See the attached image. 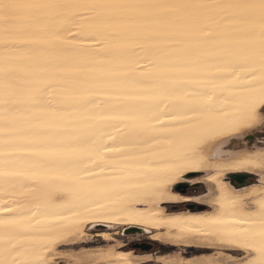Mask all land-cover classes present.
Returning <instances> with one entry per match:
<instances>
[{
    "label": "bare ground",
    "instance_id": "6f19581e",
    "mask_svg": "<svg viewBox=\"0 0 264 264\" xmlns=\"http://www.w3.org/2000/svg\"><path fill=\"white\" fill-rule=\"evenodd\" d=\"M263 105L264 0H0V264H56L96 224L264 264V148L241 138ZM188 171L207 192L173 190ZM186 200L210 209L165 206Z\"/></svg>",
    "mask_w": 264,
    "mask_h": 264
},
{
    "label": "rangeland",
    "instance_id": "374dc122",
    "mask_svg": "<svg viewBox=\"0 0 264 264\" xmlns=\"http://www.w3.org/2000/svg\"><path fill=\"white\" fill-rule=\"evenodd\" d=\"M241 132H243L241 138L247 143L248 150L264 148V105L258 109L255 117L241 129ZM238 172L246 171L228 172L225 175V179L235 184L236 187L243 184L233 178ZM207 174L206 171H188L183 179L177 182L188 184L186 192L177 191L174 187L173 190L187 196L203 195L208 190L205 182ZM259 178L260 174L254 172L247 180L258 182ZM168 204L183 205L181 210H191L198 206L203 208L202 210L210 209L209 205L196 200L165 203L167 210ZM190 205H194V208H190ZM138 243H150L152 246L149 249H142L135 247ZM102 247L133 250L138 254H145L146 256L140 258L141 264H232L245 255L242 250L216 243L180 246L159 241L151 238L150 232L136 230V226L96 224L89 225L85 232L75 239L59 242L54 261L56 264H69L74 261L75 256L84 255Z\"/></svg>",
    "mask_w": 264,
    "mask_h": 264
},
{
    "label": "water",
    "instance_id": "95a60500",
    "mask_svg": "<svg viewBox=\"0 0 264 264\" xmlns=\"http://www.w3.org/2000/svg\"><path fill=\"white\" fill-rule=\"evenodd\" d=\"M251 175H252V173L238 172V173H235L233 178L239 183H244ZM187 187H188V184L187 183H182V182L177 183L174 186V188L177 191H181L182 193L186 192V188ZM181 188H183V189H181ZM190 208H194V205H190ZM151 246H152V244H150V243H138V244L135 245V247H139V248H142V249H149Z\"/></svg>",
    "mask_w": 264,
    "mask_h": 264
},
{
    "label": "trees",
    "instance_id": "16d2710c",
    "mask_svg": "<svg viewBox=\"0 0 264 264\" xmlns=\"http://www.w3.org/2000/svg\"><path fill=\"white\" fill-rule=\"evenodd\" d=\"M255 183V181H251V180H246L245 183L238 185L237 188L239 187H243V186H247L249 184ZM235 186V184H233ZM168 211L170 212H176V211H181V207H183V205H173V204H168ZM203 208H200V206H198L195 209H191V210H202Z\"/></svg>",
    "mask_w": 264,
    "mask_h": 264
}]
</instances>
